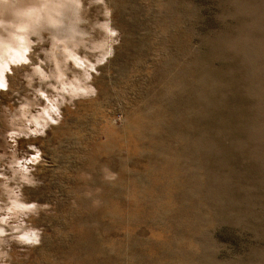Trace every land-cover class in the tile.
Wrapping results in <instances>:
<instances>
[{"label":"rangeland","instance_id":"1","mask_svg":"<svg viewBox=\"0 0 264 264\" xmlns=\"http://www.w3.org/2000/svg\"><path fill=\"white\" fill-rule=\"evenodd\" d=\"M5 5L0 264H264V0Z\"/></svg>","mask_w":264,"mask_h":264},{"label":"clouds","instance_id":"2","mask_svg":"<svg viewBox=\"0 0 264 264\" xmlns=\"http://www.w3.org/2000/svg\"><path fill=\"white\" fill-rule=\"evenodd\" d=\"M2 2H7V0H0V3H2ZM77 2H79V0H77ZM16 14H18V13H16ZM2 15H3V13L0 12V16H2ZM0 24H3V20L2 19H0Z\"/></svg>","mask_w":264,"mask_h":264},{"label":"bare ground","instance_id":"3","mask_svg":"<svg viewBox=\"0 0 264 264\" xmlns=\"http://www.w3.org/2000/svg\"><path fill=\"white\" fill-rule=\"evenodd\" d=\"M6 2H2V3H0V11H1V9L2 8H4L6 5ZM8 5V4H7ZM9 6V5H8ZM6 8V7H5ZM2 13H4V12H2Z\"/></svg>","mask_w":264,"mask_h":264}]
</instances>
